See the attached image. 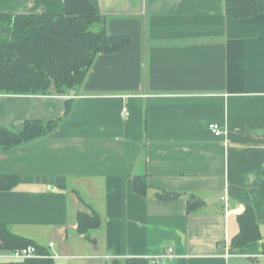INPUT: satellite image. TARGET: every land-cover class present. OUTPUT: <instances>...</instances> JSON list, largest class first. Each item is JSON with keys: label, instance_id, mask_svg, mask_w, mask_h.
<instances>
[{"label": "crops", "instance_id": "obj_1", "mask_svg": "<svg viewBox=\"0 0 264 264\" xmlns=\"http://www.w3.org/2000/svg\"><path fill=\"white\" fill-rule=\"evenodd\" d=\"M88 1L130 42L97 54L75 90L0 94V128L59 122L0 150V177L15 179L0 189V225L53 264H264V0L234 22L225 0ZM63 4L0 0V15H58ZM248 207L262 238L234 247ZM93 213L98 227L78 233V214Z\"/></svg>", "mask_w": 264, "mask_h": 264}, {"label": "trees", "instance_id": "obj_2", "mask_svg": "<svg viewBox=\"0 0 264 264\" xmlns=\"http://www.w3.org/2000/svg\"><path fill=\"white\" fill-rule=\"evenodd\" d=\"M226 21L250 18L262 12L261 0H225ZM104 18L88 0H64L58 15H0V94L48 95L51 90L62 94L77 89L84 81L94 58L110 54L130 42L126 37H112L103 27ZM98 27V29H96ZM70 112L69 105L65 115ZM59 122L27 121L19 133L0 128V150L18 147L52 133ZM15 179L0 177V189H10ZM133 190L142 195L144 177L133 180ZM187 208L191 204L187 202ZM239 233L232 239L234 247L260 240L252 208L239 217ZM99 217L78 214L77 231L97 228ZM34 245L11 234L0 225V246L7 249ZM37 247V246H36ZM40 258L9 264H53L50 256L37 247ZM264 252V245H263ZM113 264H146L145 259H126Z\"/></svg>", "mask_w": 264, "mask_h": 264}, {"label": "built area", "instance_id": "obj_3", "mask_svg": "<svg viewBox=\"0 0 264 264\" xmlns=\"http://www.w3.org/2000/svg\"><path fill=\"white\" fill-rule=\"evenodd\" d=\"M123 116L127 117L128 112L126 110L123 111ZM208 130L215 138H221L225 136L224 130L217 124L208 125ZM225 197H222L221 200H224ZM52 246V244H49ZM41 255L38 253L37 248L34 245H27L22 248L17 249H6L0 246V259H4L10 262H23L30 259L40 258ZM163 258H172L173 250L168 249L166 253L162 256ZM228 257V254H226Z\"/></svg>", "mask_w": 264, "mask_h": 264}]
</instances>
